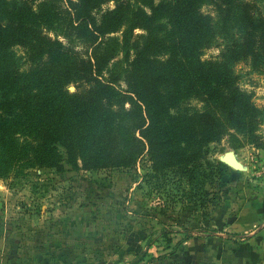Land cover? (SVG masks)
Segmentation results:
<instances>
[{
  "label": "trees",
  "instance_id": "16d2710c",
  "mask_svg": "<svg viewBox=\"0 0 264 264\" xmlns=\"http://www.w3.org/2000/svg\"><path fill=\"white\" fill-rule=\"evenodd\" d=\"M205 5L236 30L208 61L216 22ZM238 63L264 73V15L251 0H0V180L62 171L58 148L74 171L128 170L146 157L156 175L199 180L204 147L226 129L209 109L181 113L187 101L220 106L232 129L263 147L264 109L239 88ZM142 239L132 234L134 260L114 264L153 262L155 243L138 253Z\"/></svg>",
  "mask_w": 264,
  "mask_h": 264
},
{
  "label": "rangeland",
  "instance_id": "374dc122",
  "mask_svg": "<svg viewBox=\"0 0 264 264\" xmlns=\"http://www.w3.org/2000/svg\"><path fill=\"white\" fill-rule=\"evenodd\" d=\"M251 1L264 15V0ZM113 7L114 3H108L102 10ZM202 13L212 15L216 22L202 57L208 61L219 56L236 30L222 28L210 5L203 6ZM141 34L135 31L133 36ZM15 51L23 55L21 48ZM233 69L239 76V88L264 109V73H252L241 63ZM69 91L73 93L74 87ZM206 109L226 134L204 147L197 169L199 180L194 182L171 170L154 174L146 157L128 170L74 171L61 148L62 171L30 168L0 180V264L127 263L137 254L132 252V234L143 237L138 253L147 249L144 241L155 243L148 251L153 259L203 234H239L237 239L243 240L245 233H229L230 225L225 222L233 217L235 223L245 225L248 212L264 210V124L259 132L263 147L258 148L227 124L220 106L206 107L192 99L180 108L188 115ZM228 153L234 155L240 171L222 163Z\"/></svg>",
  "mask_w": 264,
  "mask_h": 264
},
{
  "label": "crops",
  "instance_id": "0c3cea01",
  "mask_svg": "<svg viewBox=\"0 0 264 264\" xmlns=\"http://www.w3.org/2000/svg\"><path fill=\"white\" fill-rule=\"evenodd\" d=\"M239 214L244 215V212ZM253 217L245 225L234 221L229 226L233 217L225 222L229 233H245L243 240L237 239L241 237L239 234L228 236L221 232L194 236L192 240L183 241L176 251L163 255L159 261L154 258L148 264H264V210L257 211ZM144 242L146 246L147 241Z\"/></svg>",
  "mask_w": 264,
  "mask_h": 264
},
{
  "label": "water",
  "instance_id": "95a60500",
  "mask_svg": "<svg viewBox=\"0 0 264 264\" xmlns=\"http://www.w3.org/2000/svg\"><path fill=\"white\" fill-rule=\"evenodd\" d=\"M222 163L225 164L226 166H228L229 168L236 170V171H240V165L237 163L235 157L233 154L228 153L226 154L223 158H222Z\"/></svg>",
  "mask_w": 264,
  "mask_h": 264
}]
</instances>
